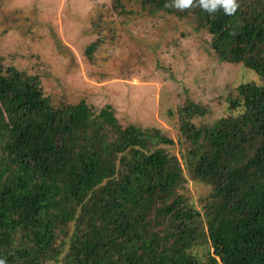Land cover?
<instances>
[{"label":"trees","instance_id":"obj_1","mask_svg":"<svg viewBox=\"0 0 264 264\" xmlns=\"http://www.w3.org/2000/svg\"><path fill=\"white\" fill-rule=\"evenodd\" d=\"M123 1L152 12L178 7L113 0L114 8L124 12ZM236 4L231 14L200 0L184 7L212 34L220 58L261 79L238 88L240 114L180 126L192 176L211 187L207 261L191 254L202 216L177 190L180 161L157 147L171 138L123 127L111 109L95 115L84 101L54 106L38 76L0 60V264L57 260L58 231L70 223L62 264H264V0Z\"/></svg>","mask_w":264,"mask_h":264},{"label":"rangeland","instance_id":"obj_2","mask_svg":"<svg viewBox=\"0 0 264 264\" xmlns=\"http://www.w3.org/2000/svg\"><path fill=\"white\" fill-rule=\"evenodd\" d=\"M123 4L120 12L113 0H0V60L38 76L54 106L84 101L95 115L111 109L123 127L157 128L171 138L157 147L180 161L177 190L202 216L191 254L206 262L214 251L203 208L211 187L192 176L191 143L180 126L240 114L238 88L261 79L245 63L220 58L192 11ZM74 227L58 231L63 252L44 264H62Z\"/></svg>","mask_w":264,"mask_h":264},{"label":"clouds","instance_id":"obj_3","mask_svg":"<svg viewBox=\"0 0 264 264\" xmlns=\"http://www.w3.org/2000/svg\"><path fill=\"white\" fill-rule=\"evenodd\" d=\"M201 4L205 8H210V10H216L218 7H224L226 13L231 14L238 7L236 0H200ZM192 3V0H176V5L178 7H187Z\"/></svg>","mask_w":264,"mask_h":264}]
</instances>
